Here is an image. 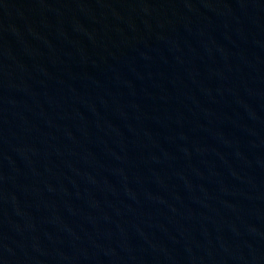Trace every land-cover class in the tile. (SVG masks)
<instances>
[{
    "label": "water",
    "instance_id": "95a60500",
    "mask_svg": "<svg viewBox=\"0 0 264 264\" xmlns=\"http://www.w3.org/2000/svg\"><path fill=\"white\" fill-rule=\"evenodd\" d=\"M0 264H264V0H0Z\"/></svg>",
    "mask_w": 264,
    "mask_h": 264
}]
</instances>
